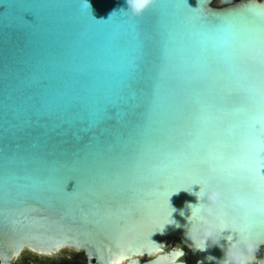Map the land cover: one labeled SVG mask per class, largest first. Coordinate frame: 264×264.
Wrapping results in <instances>:
<instances>
[{"label": "water", "instance_id": "1", "mask_svg": "<svg viewBox=\"0 0 264 264\" xmlns=\"http://www.w3.org/2000/svg\"><path fill=\"white\" fill-rule=\"evenodd\" d=\"M216 1L0 0V264L262 263L264 0Z\"/></svg>", "mask_w": 264, "mask_h": 264}, {"label": "flooded vegetation", "instance_id": "2", "mask_svg": "<svg viewBox=\"0 0 264 264\" xmlns=\"http://www.w3.org/2000/svg\"><path fill=\"white\" fill-rule=\"evenodd\" d=\"M177 242L180 243L179 239L175 238L173 244H176ZM186 250L188 251L189 249L186 248ZM154 256L155 255L146 256L141 259L145 262L154 258ZM258 256L263 260L261 264H264V246L258 249ZM15 261L17 264H89L88 255L85 251L71 247L64 248L57 254L53 255L38 254L30 250H24ZM124 264L126 263L124 262ZM190 264L196 263L190 261Z\"/></svg>", "mask_w": 264, "mask_h": 264}, {"label": "clouds", "instance_id": "3", "mask_svg": "<svg viewBox=\"0 0 264 264\" xmlns=\"http://www.w3.org/2000/svg\"><path fill=\"white\" fill-rule=\"evenodd\" d=\"M144 2H145V0H127V4H128V7H127V8H123V7H121V8L118 9V10H113V11L109 14L108 18L113 14V12L127 10V9L129 8L130 3H131L132 5H138V7H135V9H134L135 11L138 12V11H140V9H142V8L144 7ZM180 190H182V189H180ZM180 190H179V191H180ZM183 190H186V189H183ZM179 191H178V192H179ZM186 191H188V190H186ZM178 192H176V193H178ZM188 192H189V193H192V190H191V191H188ZM199 192H200V190L194 193V194L197 196L198 203H199L200 200H201V197H199V196L197 195V193H199ZM217 198H218V193H217L215 190H211V189H210V190L206 193V195L203 197V199H204L205 201H207L208 203H215V201L217 200ZM198 203H196V204H191V203H189V204L187 205V207L191 210V215H192V208H193V206L197 205ZM172 208H173V207H172ZM175 211H176V209L173 208L172 213L175 212ZM172 213H171V220L173 221V223H170V224L175 225L176 227H180L179 223H178L177 221H175V220L172 218ZM180 214H181V215H184L183 210H181ZM191 215H190V216H191ZM187 219H188V218H187ZM188 220H189V219H188ZM166 225H169V224H166ZM166 225H165V226H166ZM165 226H164V227H165ZM201 227L204 228V230H205V231H204V236H203V243H204L205 247H204L203 249H200V250H205V249L208 247V241L211 239L212 230H211L210 227L205 226V225H201ZM161 233H163V232H161ZM153 234H154V233H153ZM185 235H186V236L188 237V239H190L193 243L195 242V235L192 234V233L189 231V229L186 230ZM213 244H215V243H213ZM183 254H184V253L181 252V255H183ZM208 259H213V257H208ZM116 264H121V262H120V261H116ZM240 264H243V261H241Z\"/></svg>", "mask_w": 264, "mask_h": 264}, {"label": "rangeland", "instance_id": "4", "mask_svg": "<svg viewBox=\"0 0 264 264\" xmlns=\"http://www.w3.org/2000/svg\"><path fill=\"white\" fill-rule=\"evenodd\" d=\"M232 1H234V0H217L215 4L218 6H222V5H224L226 3H230Z\"/></svg>", "mask_w": 264, "mask_h": 264}, {"label": "bare ground", "instance_id": "5", "mask_svg": "<svg viewBox=\"0 0 264 264\" xmlns=\"http://www.w3.org/2000/svg\"><path fill=\"white\" fill-rule=\"evenodd\" d=\"M174 238H175V237H172V238L170 239V243L173 242ZM189 260H190L192 263H194V261H193L192 257L190 256V254H189ZM121 264H124V262H121Z\"/></svg>", "mask_w": 264, "mask_h": 264}]
</instances>
